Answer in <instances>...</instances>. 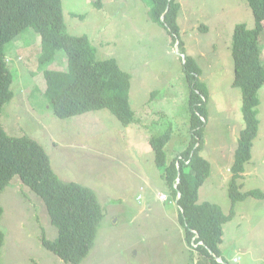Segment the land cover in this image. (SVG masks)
<instances>
[{
  "label": "rangeland",
  "instance_id": "obj_1",
  "mask_svg": "<svg viewBox=\"0 0 264 264\" xmlns=\"http://www.w3.org/2000/svg\"><path fill=\"white\" fill-rule=\"evenodd\" d=\"M96 1L63 0L65 23L70 34L90 38L98 59H115L131 76L134 123L124 126L108 110L55 117L45 95L44 70H65L67 55L59 50L53 64L42 68L41 38L33 29L5 47L14 97L2 108L0 122L10 136L37 140L60 179L99 196L105 217L80 264H196L198 253L186 245L179 212L148 140L168 131V159L190 140L184 55L199 71L196 94L207 99L201 153L211 175L199 189L200 198L230 212L227 180L243 128L242 94L233 87V34L238 23L255 27L253 13L246 0H179L184 48L176 42L178 52L153 20L149 0H106L104 8ZM258 99L259 132L240 183L242 192L262 195L238 202L233 220L224 226L220 258L229 264H264V86ZM215 176L225 182L214 184ZM160 194L167 200L161 201ZM0 207V264H66L43 246L42 237L54 240L57 228L42 200L18 178L2 191Z\"/></svg>",
  "mask_w": 264,
  "mask_h": 264
},
{
  "label": "trees",
  "instance_id": "obj_2",
  "mask_svg": "<svg viewBox=\"0 0 264 264\" xmlns=\"http://www.w3.org/2000/svg\"><path fill=\"white\" fill-rule=\"evenodd\" d=\"M246 1L255 27L250 29L245 23H238L233 34V87L240 89L242 94L243 129L230 168V212L224 213L216 204L199 202V189L210 178L211 164L201 153L205 144L207 99L196 94L199 71L193 60L186 57L184 65L191 116L187 146L169 160L165 147L170 142V133L167 131L149 140L155 163L180 209L185 241L190 248L198 245L196 264H229L217 260L219 247L224 243V226L233 220L238 202L262 195L260 191L242 192L240 183L252 159L259 132L258 92L264 86V0ZM149 2L153 20L167 31L174 45L179 41L180 48H184L178 23L182 9L179 0ZM100 3L97 0L95 5L99 8ZM28 29H33L41 38L39 61L42 68L53 64L59 50L67 55L65 70H44L45 95L55 117L68 119L108 110L124 126L134 123L135 112L130 104L131 76L115 59H98L97 49L87 35L68 32L63 0H0V113L14 97V73L5 47ZM16 178L42 200L51 223L57 228L58 236L54 240L42 237L43 246L66 264H80L93 249L105 217L98 196L86 186L60 179L52 169L49 155L37 140L27 135L10 136L0 122V195ZM2 212L0 207V216ZM3 243L4 233L0 230V256Z\"/></svg>",
  "mask_w": 264,
  "mask_h": 264
},
{
  "label": "crops",
  "instance_id": "obj_3",
  "mask_svg": "<svg viewBox=\"0 0 264 264\" xmlns=\"http://www.w3.org/2000/svg\"><path fill=\"white\" fill-rule=\"evenodd\" d=\"M105 1H106V0H101V3H102L101 6H102V8L105 7ZM101 6H100V8H101ZM181 11H182V10H181ZM20 58H21V57H20ZM88 113H89V112H88ZM88 113H85V114H83V115H86V114H88ZM167 116H168V114H167ZM178 123H179V121H178ZM122 125H123V124H122ZM179 125H180V123H179ZM242 129H243V128H242ZM242 129H241V130H242ZM240 132H241V131H240ZM153 136H156V135H153ZM153 136H151V137H153ZM239 136H240V134H239ZM239 136H238V139H239ZM151 137H150V138H151ZM150 138H149V140H150ZM149 140H148V142H149ZM169 143H170V142H169ZM169 143H168V144H169ZM183 149H184V148H183ZM183 149H182V150H183ZM182 150H181V151H182ZM181 151H179V152H181ZM179 152H178V153H179ZM178 153H177V154H178ZM177 154H176V155H177ZM176 155H175V156H176ZM175 156H174V157H175ZM174 157H173V158H174ZM173 158H169V160H172ZM154 160H155V159H154ZM51 163H52V160H51ZM229 170H230V169H229ZM245 174H246V173H245ZM245 174H244V175H245ZM231 176H232V173H231V170H230L229 180H230ZM208 180H209V179H208ZM215 180H216V181L214 182V184H216V182H219V183L225 182L224 180L220 179L218 176H215ZM229 180H227L228 183H229ZM205 185H206V184H205ZM205 185H204L202 188H204ZM202 188H201V189H202ZM201 189H200V190H201ZM169 191H170V195H171V198H172L171 190L169 189ZM95 193H96V192H95ZM96 195H97V194H96ZM161 195H162V194L159 195V197H158L159 199H160V196H161ZM97 196H98V195H97ZM98 199H99V196H98ZM172 200H173V198H172ZM99 201H100V199H99ZM173 202H174V201H173ZM199 202H201V203L207 202V203L215 204V203H212V202H208V201H204V200H202V199L200 198V194H199ZM100 203H101V201H100ZM174 203H175V202H174ZM101 204H102V203H101ZM175 205H176L177 210H178V212H179V207L177 206L176 203H175ZM216 205H218V204H216ZM179 213H180V212H179ZM183 234H184V229H183ZM184 240H185V237H184ZM185 242H186V241H185ZM186 245H187V243H186ZM187 246H188V245H187ZM194 251H195V250H194ZM196 252H197V251H196ZM197 253H198V252H197ZM235 259H236V258H234V260H235ZM234 260H233V261H234Z\"/></svg>",
  "mask_w": 264,
  "mask_h": 264
},
{
  "label": "clouds",
  "instance_id": "obj_4",
  "mask_svg": "<svg viewBox=\"0 0 264 264\" xmlns=\"http://www.w3.org/2000/svg\"><path fill=\"white\" fill-rule=\"evenodd\" d=\"M98 1H101V0H98ZM96 4H97V1H96ZM100 4H102V3H100ZM96 7H97V6H96ZM181 7H182V6H181ZM97 8H98V7H97ZM101 8H102V6H101ZM181 10H182V9H181ZM178 45H179V43H178L177 45H174V46H178ZM179 51H180V50H179ZM181 54H182V53H181ZM179 55H180V54H179ZM183 56H184V55H183ZM184 57H185V56H184ZM262 57H263V59H264V50H263V53H262ZM185 58H186V57H185ZM163 195H165V194H162V195L160 196V200L164 202V201H166L167 199H166V200H163V199L161 198ZM165 196H166V195H165ZM166 197H167V196H166ZM173 201H174V200H173ZM174 202H175V201H174ZM175 203H176V202H175ZM177 206H178V205H177ZM179 211H180V209H179ZM200 244H202V243H200ZM197 246H198V245H195L192 249H194V250L196 251L195 248H197ZM217 260H218V262H220V263L223 262V260H222L221 258H218ZM236 260H237V259H235L234 262L237 263L238 260H237V261H236Z\"/></svg>",
  "mask_w": 264,
  "mask_h": 264
},
{
  "label": "built area",
  "instance_id": "obj_5",
  "mask_svg": "<svg viewBox=\"0 0 264 264\" xmlns=\"http://www.w3.org/2000/svg\"><path fill=\"white\" fill-rule=\"evenodd\" d=\"M163 200H166L167 199V197L165 196V195H163L162 197H161ZM237 261V260H236Z\"/></svg>",
  "mask_w": 264,
  "mask_h": 264
},
{
  "label": "water",
  "instance_id": "obj_6",
  "mask_svg": "<svg viewBox=\"0 0 264 264\" xmlns=\"http://www.w3.org/2000/svg\"><path fill=\"white\" fill-rule=\"evenodd\" d=\"M164 18V17H163ZM178 52H179V47L177 46ZM184 57V56H183ZM185 58V57H184Z\"/></svg>",
  "mask_w": 264,
  "mask_h": 264
}]
</instances>
